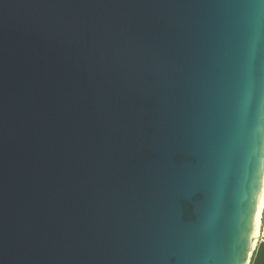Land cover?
Here are the masks:
<instances>
[{
    "label": "water",
    "instance_id": "water-1",
    "mask_svg": "<svg viewBox=\"0 0 264 264\" xmlns=\"http://www.w3.org/2000/svg\"><path fill=\"white\" fill-rule=\"evenodd\" d=\"M263 169L264 0H0V264H246Z\"/></svg>",
    "mask_w": 264,
    "mask_h": 264
},
{
    "label": "bare ground",
    "instance_id": "bare-ground-1",
    "mask_svg": "<svg viewBox=\"0 0 264 264\" xmlns=\"http://www.w3.org/2000/svg\"><path fill=\"white\" fill-rule=\"evenodd\" d=\"M263 207H264V169H263L262 178H261V188H260L257 207L255 211L254 223H253V228H252V233H251V241H250L249 250L247 254L246 264L248 262V258L250 257L251 253L253 252L256 246V238L259 235V227H260V213Z\"/></svg>",
    "mask_w": 264,
    "mask_h": 264
},
{
    "label": "built area",
    "instance_id": "built-area-1",
    "mask_svg": "<svg viewBox=\"0 0 264 264\" xmlns=\"http://www.w3.org/2000/svg\"><path fill=\"white\" fill-rule=\"evenodd\" d=\"M263 231H264V207L261 209L259 235L256 238V246L252 252V255L254 254L257 245L264 241Z\"/></svg>",
    "mask_w": 264,
    "mask_h": 264
},
{
    "label": "rangeland",
    "instance_id": "rangeland-1",
    "mask_svg": "<svg viewBox=\"0 0 264 264\" xmlns=\"http://www.w3.org/2000/svg\"><path fill=\"white\" fill-rule=\"evenodd\" d=\"M254 255V254H253ZM253 255L251 256V258L250 259H252L253 258Z\"/></svg>",
    "mask_w": 264,
    "mask_h": 264
}]
</instances>
